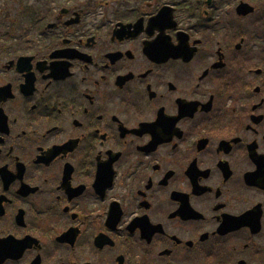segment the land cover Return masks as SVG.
I'll return each mask as SVG.
<instances>
[{
    "label": "flooded vegetation",
    "instance_id": "1",
    "mask_svg": "<svg viewBox=\"0 0 264 264\" xmlns=\"http://www.w3.org/2000/svg\"><path fill=\"white\" fill-rule=\"evenodd\" d=\"M63 1L0 0V264H264V0Z\"/></svg>",
    "mask_w": 264,
    "mask_h": 264
},
{
    "label": "rangeland",
    "instance_id": "2",
    "mask_svg": "<svg viewBox=\"0 0 264 264\" xmlns=\"http://www.w3.org/2000/svg\"><path fill=\"white\" fill-rule=\"evenodd\" d=\"M63 2H66V0H64ZM74 3H75V2L69 4V3L67 2V3H62V5L59 4L58 6H59V8H60V6H63V7H66V6H69V5L72 6ZM15 4H16V6H17V5H18V2H15Z\"/></svg>",
    "mask_w": 264,
    "mask_h": 264
}]
</instances>
